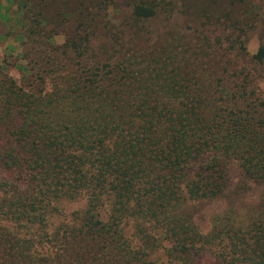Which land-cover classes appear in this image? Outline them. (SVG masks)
<instances>
[{
	"label": "trees",
	"instance_id": "1",
	"mask_svg": "<svg viewBox=\"0 0 264 264\" xmlns=\"http://www.w3.org/2000/svg\"><path fill=\"white\" fill-rule=\"evenodd\" d=\"M108 60L95 75L54 64L67 87L44 94L0 86V218L29 236L0 232L7 264H199L209 250L207 264H264V203L224 207L205 234L189 213L226 194L231 160L264 179V109L227 91L218 100L178 63L136 80L137 65Z\"/></svg>",
	"mask_w": 264,
	"mask_h": 264
},
{
	"label": "rangeland",
	"instance_id": "2",
	"mask_svg": "<svg viewBox=\"0 0 264 264\" xmlns=\"http://www.w3.org/2000/svg\"><path fill=\"white\" fill-rule=\"evenodd\" d=\"M137 6L153 8L154 14L137 15ZM261 46L264 0H0V86L28 93L44 94L57 84L67 85L64 76L52 72L54 64L67 72L64 75L73 68L95 75L106 72L102 62L108 59L130 61L137 65L135 79L141 80L163 59L211 83L210 93L217 99L227 91L245 98L248 109H264V59L253 57ZM262 112L258 121L264 123ZM226 171V194L189 207L203 234L212 228L211 216L224 207L264 203V179L245 174L235 160ZM82 207L78 201L64 209ZM61 219L53 220L51 230ZM21 229L13 220L0 218L3 241L29 238ZM34 247L40 256L48 246ZM162 253L160 248L164 260ZM213 253L204 252L198 263H210ZM7 259L0 252V262L7 264Z\"/></svg>",
	"mask_w": 264,
	"mask_h": 264
}]
</instances>
